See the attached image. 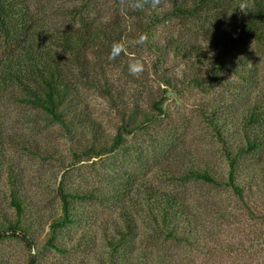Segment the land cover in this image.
Instances as JSON below:
<instances>
[{
  "label": "rangeland",
  "instance_id": "rangeland-1",
  "mask_svg": "<svg viewBox=\"0 0 264 264\" xmlns=\"http://www.w3.org/2000/svg\"><path fill=\"white\" fill-rule=\"evenodd\" d=\"M23 3L22 11L35 21L33 29L40 25L53 32L82 30L84 25L75 13L81 8L86 9L83 16L88 15L91 26L97 24L105 31H114L113 36L104 39L107 49L100 52L98 61L102 68L98 69V77L116 88L129 106L137 101L141 108L149 109L151 91L164 87V77L171 79L173 86L166 94L164 116L147 129L128 136L122 149L99 157H74L71 144L58 125L46 122L41 112L18 101L13 92L0 89V124L4 132L0 224L15 218L9 202L10 177H14L24 198L25 220L30 223L33 242L29 248L17 237H1L0 264H112L102 232L118 220V204L106 197L116 187L130 186L136 191L141 185L185 195L195 205L204 229L213 235L203 242V248L190 247L165 238L139 219L136 233L127 238L118 255L121 259L114 256L116 263L125 264L126 258L134 261L145 250L148 257L171 255L182 264H264V147L239 158L235 179L243 188L241 196L225 185L181 182L161 171L171 146L186 154L182 156L185 164L190 161L226 180L227 161L202 113L226 129L223 130L232 144H239L242 137L237 127L247 106L264 104V46L249 42L233 52L225 61L227 67L220 80L202 90L188 84V77L196 73L208 82L207 63L192 70L181 56L167 50L176 39L207 47L198 22L172 18L155 27L148 26L152 9L142 12L132 0ZM6 48L9 44L0 36V59L7 55ZM80 97L91 116L101 123L103 133L112 135L119 123L114 106L118 100L113 105L105 93L90 86L80 87ZM129 177L133 179L131 184L126 182ZM60 182L81 192H95L92 199L73 200L78 220L84 222L58 233L55 241L62 252L48 245L49 224L60 214Z\"/></svg>",
  "mask_w": 264,
  "mask_h": 264
},
{
  "label": "trees",
  "instance_id": "trees-1",
  "mask_svg": "<svg viewBox=\"0 0 264 264\" xmlns=\"http://www.w3.org/2000/svg\"><path fill=\"white\" fill-rule=\"evenodd\" d=\"M23 1L0 0V36L4 43L9 44V48L4 50L7 55L0 59V89L13 92L18 96V101L41 112L46 122L58 125L61 134L70 142L74 157H99L114 153L125 146L128 136L147 129L150 123L165 115L163 105L167 99L166 94L173 86L168 77L162 79L164 87L151 91L149 109L141 108L137 101L129 106L116 88L113 89L106 79L98 77V69L102 68L98 61L102 55L100 52L107 49L104 39L113 36L114 31H105V28L97 24L91 26L86 17L88 15L83 16L86 9L81 8L75 13L84 25L82 30L53 32L43 30L40 25L33 29L35 21L22 11ZM132 3L141 7L139 9L142 12L152 9L148 26L155 27L172 18L198 22V31L207 47L195 41L176 39L170 42L167 50L171 49L175 55L181 56L192 70L207 63L208 82L196 73L188 77V84L202 90L220 80L221 72L227 67L225 61L233 52L249 42L264 46V0H132ZM183 82L187 83L186 80ZM81 86L100 89L113 105L118 100L119 104L114 106L119 123L112 135H105L101 123L91 116L80 97ZM202 115L211 126L227 161L226 180L218 179L207 168H201L190 161L185 164L182 156L186 154L171 146L164 157L161 171L181 182L195 180L225 185L234 194L241 196L243 188L235 179L239 158L264 147V104L247 106L237 127L242 137L239 144H232L226 137L225 128L217 125V120H212L209 114ZM3 134L0 124V161ZM10 178L9 202L15 218L0 224V238L5 235L17 237L30 248L33 242L29 232L30 223L25 220L24 198L15 186L16 178ZM132 181L131 177L126 180L128 184ZM126 187H116L106 197L118 204V220L105 226L102 232L112 264H118L114 256L120 255L127 238L136 233L139 219H143V224L163 234L165 238L183 242L190 247L203 248V242L213 235L204 229L203 220L194 209L195 205L185 195L146 185H141L136 191L133 187ZM57 191L60 214L49 224L48 245L62 252L63 249L55 241L58 233L72 224L84 222L78 220L73 200L92 199L95 192L71 189L63 182L59 183ZM145 253L144 250L142 254L136 255L134 261L126 258L124 263L182 264L171 255L148 257Z\"/></svg>",
  "mask_w": 264,
  "mask_h": 264
}]
</instances>
